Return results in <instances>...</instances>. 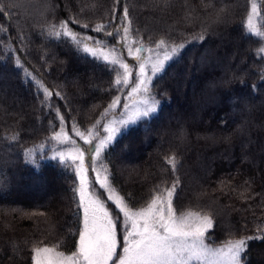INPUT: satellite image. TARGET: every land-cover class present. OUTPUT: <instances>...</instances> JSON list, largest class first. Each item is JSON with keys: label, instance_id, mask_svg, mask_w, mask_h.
Wrapping results in <instances>:
<instances>
[{"label": "trees", "instance_id": "obj_1", "mask_svg": "<svg viewBox=\"0 0 264 264\" xmlns=\"http://www.w3.org/2000/svg\"><path fill=\"white\" fill-rule=\"evenodd\" d=\"M253 2L0 0V75L4 76L0 92L11 91L5 95L10 105L0 98V191L17 195L12 200L0 197V264H33L35 247L66 254L76 251L83 227L76 192L79 178L71 161L65 168L59 159L48 158L52 137L65 127L87 130L98 121L101 124L115 97H121L120 107L126 102L129 83L117 86L124 74L119 64L84 52L80 39L63 33L70 28L95 38L96 27L108 24L114 10L123 15L124 7L129 9L130 23L125 24L129 38L152 47L161 39L167 46L184 47L152 81V95L160 101L157 112L131 125L104 151L102 162L110 184L125 205L140 209L178 178L173 208L177 215L210 216L215 224L206 233L210 244L264 236V10L255 29L251 26L253 32L258 26L259 33L250 32ZM50 32L62 35L56 38ZM233 42L243 54L230 61L233 44L228 45ZM207 62L209 66L198 69V63ZM137 70L133 69V80ZM187 70L192 78L182 84ZM80 71L83 77L77 83ZM194 82L202 93L199 104L192 105L189 118L175 126L171 119L176 109L185 108L178 98ZM199 118L200 123L188 121ZM160 131H164L162 143L153 135ZM146 140L148 160L122 162L121 153L140 149ZM27 149H36L39 167L27 162ZM46 186L60 190L63 198L47 206L31 194L32 200L19 202L23 188L38 187L40 193ZM106 204L116 215L114 203ZM243 264H264V239L248 242Z\"/></svg>", "mask_w": 264, "mask_h": 264}, {"label": "snow or ice", "instance_id": "obj_2", "mask_svg": "<svg viewBox=\"0 0 264 264\" xmlns=\"http://www.w3.org/2000/svg\"><path fill=\"white\" fill-rule=\"evenodd\" d=\"M117 3L122 4L123 0H117ZM2 10L3 8L0 6V11ZM252 10L253 12L256 10L255 2L252 4ZM128 17L129 9L127 7L123 8V15L121 16H117L114 10L112 20L108 24L98 25L95 31L101 32L105 38H114L121 32L126 34L129 29L124 25L130 23ZM250 21L251 16H249ZM113 24H116L114 30L105 33L104 29L112 27ZM62 27H66V22L62 24ZM83 27L87 29L89 26L85 24ZM49 35L60 38L62 34L60 32H50ZM63 35L73 36V33L66 30ZM199 38L204 39L203 36ZM164 44L165 41L161 39L157 44V50ZM183 47L184 45H179L165 50L163 59H159L151 65L153 77L162 73L166 62L179 56ZM83 51L91 53L93 56L96 55V52L87 46L83 48ZM145 51L151 50H146L143 45L136 48L138 53ZM128 55H133L131 47L128 48ZM104 59L107 60L108 57L105 56ZM134 59L139 61V71L136 75V80L139 82L131 88L128 96H131L132 93H140L141 95L147 93L151 96L149 85L152 83V77L147 76L145 70L149 61L143 55L135 56ZM111 63L114 65L119 64V67L125 73L123 81L118 78L116 85L119 86L122 82L127 85L130 74L129 65L120 63L117 59H114ZM17 66H19V62H17ZM49 95H52V93H49ZM120 101V96L115 97L102 115H106ZM159 104L160 101L156 100L154 96L151 100L145 99L143 107H136L134 111L128 113L127 119L119 121L120 125L124 129H128L130 124H135L138 120L155 113ZM123 107L127 109L129 105L124 103ZM60 120L63 123V117H60ZM99 123L98 121L97 124ZM107 131L108 136L106 139L97 137L99 143H95L94 140L89 139L82 132H76V135L87 146L84 151L77 149L78 156L71 158L72 163L79 161L74 172L79 178V188L76 189V192L78 193V204L83 211V227L78 233L76 251L69 256H65L63 252L56 251L51 247H35L32 257L33 264H192L193 261H199L202 264H243V256L248 247V242L253 239H264V236H249L234 241L228 240L223 247L218 248H212L209 244H206L205 233L210 234V231L215 228L213 219L210 216H201L199 213L192 212L177 215L173 208V199L179 188L178 178L172 184V187L167 189L166 197L163 195L154 196L146 207L138 211H134L125 205L123 198L116 199L115 204L118 212L113 216L105 206L104 200L98 196L90 198L86 195L90 182L85 175L87 171L84 163L85 151L89 153L90 166L95 171V165L101 156L102 150H107L106 144L114 141L121 129L109 128ZM63 135L62 130L55 132L52 139L62 142ZM64 139H67V137L64 136ZM40 148L42 149L43 145ZM24 155L27 162L36 164L39 167L36 149H27ZM57 157L65 168L70 166L63 153H57L51 159H57ZM168 163L175 170L176 165L173 160H168ZM96 183L99 184L101 189H105L109 193L113 191L107 175L101 178L97 173L91 182V186L95 187ZM108 199L112 200V196L108 195ZM120 228H122V231H120Z\"/></svg>", "mask_w": 264, "mask_h": 264}, {"label": "rangeland", "instance_id": "obj_3", "mask_svg": "<svg viewBox=\"0 0 264 264\" xmlns=\"http://www.w3.org/2000/svg\"><path fill=\"white\" fill-rule=\"evenodd\" d=\"M254 2L256 3V10L255 12H253V10L251 11V14L249 16H251V21L249 22V18H248V30L250 32L252 31V28L255 29V20L257 19L259 13L261 10H264V0H254ZM253 4V3H252ZM126 26V25H125ZM252 26V28H251ZM66 30H70L73 33L72 37H75V39H80L83 43H84V47L87 46L91 49H93V51L96 52V54L102 56V58L104 59L105 56L108 57L107 61L111 60L113 61L114 59H117L120 61V63H127L129 65V76H128V83H129V87L128 90L126 92V102L129 105V108L125 109L122 105V107H120V103L117 104V106L113 109H111L109 111L108 116L102 121L101 124H97L95 125V127H91L90 129L87 130H81L79 127L77 126H72V128L69 130L67 127L61 129L63 132V136H62V142H58L54 140L53 146H52V151L50 152L48 158L51 159V157L53 155H56L57 153H63L66 157V159L68 161H71V158L73 156H78V152L77 149H80L81 151H84L85 148L87 147L86 145H84L83 140L76 135V132H82L84 133L85 136H87L89 139L94 140L95 143H99V139H106L108 136V131L107 129L109 128H120L121 132L117 135V137L119 135H121L125 130L119 121L122 119H127V114L130 113L131 111H134L136 107H143V101L145 99L151 100L152 96H149L147 93L141 95L140 93H132L131 96H128V93L131 92V88L135 86V83H138L139 81L137 80H133V69L136 68L137 73L139 71V61L135 60L134 57L138 56V55H143L146 59H148V64H146L145 70H146V75L149 77H152V81L153 79L158 75L154 76L152 75V71H151V65L152 63H156L159 59H163V55L165 50L170 49L173 46H167L166 44H164L163 46H161L158 50H157V45L156 46H146L142 43H139L137 41H135L132 37L129 38L128 34L121 32L119 35H117L116 37H107L105 38V36L101 33V32H97L95 31L94 36L95 38H88L87 36L81 34L78 30H74V29H66ZM65 30V31H66ZM256 32L253 33H259V28L258 26H256ZM104 32L106 33V31L104 30ZM233 44V46H232ZM141 45H143V47L146 50H151V51H145L143 53H138L136 52V48H139ZM232 46V51H231V56H230V61H232L233 59H236L237 56L243 54V51L240 49V47H238L236 45L235 42L231 43L228 45V47ZM131 47L132 48V52L133 55H128V48ZM238 47V48H237ZM244 60V59H243ZM110 62V61H109ZM169 62V61H168ZM166 62V65L167 63ZM209 62L204 63V64H199L198 63V69H201L204 66H209L208 65ZM165 65V66H166ZM215 67L218 64H214ZM136 66V67H135ZM86 67V65L84 66ZM218 67V66H217ZM124 73V72H123ZM83 73L80 71L78 72V79L76 80V82L78 83L79 81L82 80V76ZM124 75L123 74V79H124ZM90 78V77H89ZM181 78V77H180ZM191 74H189L188 70L187 72H185L183 74V80L181 81L182 84H184V80H191ZM80 79V80H79ZM4 80V76L0 75V81L2 82ZM180 83V84H181ZM152 84V83H151ZM151 84L149 85L150 87V92H151ZM186 87L182 90L179 98H178V103L181 105H183V107H185L184 109H180L177 108L176 109V115L173 117V119H171V124H175V126H178L181 124V122L183 121V118H189V114L191 113L192 105H198L199 104V99L202 96V93L198 90V88L196 87L195 82L192 84L191 89ZM19 95H21V97L24 98V93L21 92L20 90L16 89L15 90ZM9 91L8 92H4V94L2 95V93L0 92V98L6 102H8V104L10 105V101L9 98H7L6 93L9 95ZM152 94V92H151ZM188 95H189V99L188 100ZM264 107V106H263ZM159 108V105L157 106V110ZM157 112V111H156ZM155 112V113H156ZM152 113L150 116H152ZM214 115L215 112H211V114L209 115V118L212 120L214 119ZM149 116V117H150ZM190 123L194 124V123H200L202 121V118L199 119H191L188 120ZM206 123L208 124L209 121H206ZM133 125L130 124L129 127ZM128 127V128H129ZM171 126L170 124H168V132H170L169 129ZM75 129V131H74ZM60 132V131H59ZM167 133V132H165ZM157 135V139H158V143H162V138L164 136V131H160L158 134L156 132L153 133V135ZM64 136L67 137V139H64ZM167 136V135H166ZM97 137H99V139H97ZM116 140V139H115ZM114 140V141H115ZM114 141L110 142V144H106V149L107 147H109V145H111ZM147 143L148 140L145 141V143L143 144V147H141L140 149H133L131 152L125 150L123 153H121L120 159L122 160V162L124 163H130V162H139L141 160H148L150 158V153L148 151L147 148ZM46 146H43V148L41 150H45ZM104 150H102L101 152V156L99 158V160L97 161L96 165H95V171H93L92 167L90 166V162H89V153L87 151H85V169L87 170L85 175L87 176L90 184L88 187V191L86 192V195L89 196L90 198H95V197H99L100 199L104 200L105 202V206L108 208V210L110 211V213L114 215V210L112 208H110L109 206H107L106 201H111L115 204V200L118 198H122L119 193L113 188V186L111 185L113 191L111 193H109L107 190L105 189H100L99 190V185L98 183L95 184V187L91 186V182L94 180V178L96 177L97 173H99V176L101 178H103L104 176H109V172L107 171L106 167L104 166L103 162H102V156H103ZM57 159H59L57 157ZM79 163V161L77 160L74 164L75 166ZM110 183V181H109ZM167 189L169 188H164L162 193L159 194L158 196H165L167 195ZM38 187L33 188L32 190H26L23 188V190H20L19 193H21V197H19L20 201L22 202L23 200H30L31 198V194H33L32 198L37 199L38 201H42L44 204H46L47 206H49V204L53 201V199H60L63 198L61 197V192L58 189H54V187L52 186H46L44 187V191L40 192L38 191ZM16 195V194H15ZM14 193L11 192H1L0 191V197H3L9 200H12L14 198ZM108 195L112 196V200L108 199ZM17 197V195L15 196ZM17 199V198H16ZM32 200V199H31ZM146 207V206H145ZM117 208V207H116ZM141 209V208H140ZM118 210V209H117ZM134 211H138L139 209H132ZM194 213V212H192ZM202 216V215H201ZM121 219H122V214H121ZM122 231V228L121 230ZM207 233V232H206ZM205 233V236H206ZM240 239V238H237ZM236 239H233V241ZM205 243L209 244L212 248H218V247H223L224 244H220V245H212L210 244L207 239H205ZM45 247V246H43ZM42 248V247H41ZM56 250V249H55ZM119 250V249H118ZM58 251V250H56ZM60 252V251H59ZM65 256H69L70 254H66L64 253ZM192 264H202V262L199 261H193Z\"/></svg>", "mask_w": 264, "mask_h": 264}]
</instances>
